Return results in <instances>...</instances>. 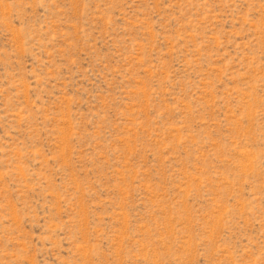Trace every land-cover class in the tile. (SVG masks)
Returning a JSON list of instances; mask_svg holds the SVG:
<instances>
[{
	"label": "rangeland",
	"instance_id": "374dc122",
	"mask_svg": "<svg viewBox=\"0 0 264 264\" xmlns=\"http://www.w3.org/2000/svg\"><path fill=\"white\" fill-rule=\"evenodd\" d=\"M0 264H264V0H0Z\"/></svg>",
	"mask_w": 264,
	"mask_h": 264
}]
</instances>
